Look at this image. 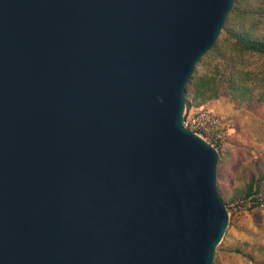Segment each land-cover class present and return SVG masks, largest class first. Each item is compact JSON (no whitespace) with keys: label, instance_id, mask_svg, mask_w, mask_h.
I'll list each match as a JSON object with an SVG mask.
<instances>
[{"label":"water","instance_id":"obj_1","mask_svg":"<svg viewBox=\"0 0 264 264\" xmlns=\"http://www.w3.org/2000/svg\"><path fill=\"white\" fill-rule=\"evenodd\" d=\"M234 0H0V264H214L229 214L185 90Z\"/></svg>","mask_w":264,"mask_h":264},{"label":"rangeland","instance_id":"obj_2","mask_svg":"<svg viewBox=\"0 0 264 264\" xmlns=\"http://www.w3.org/2000/svg\"><path fill=\"white\" fill-rule=\"evenodd\" d=\"M262 33L255 31L256 35ZM199 108L209 111L220 123L219 138L209 141L219 153L217 188L220 185L221 198L227 202L229 223L216 248L215 264H264V207L252 208L250 199L229 201L238 193L242 196L247 184L264 173V105L257 101L237 104L222 95L200 107H186V111ZM261 195L264 197V181ZM235 249L253 260L235 254Z\"/></svg>","mask_w":264,"mask_h":264},{"label":"trees","instance_id":"obj_3","mask_svg":"<svg viewBox=\"0 0 264 264\" xmlns=\"http://www.w3.org/2000/svg\"><path fill=\"white\" fill-rule=\"evenodd\" d=\"M255 31H264V0H234L217 44L199 62L186 86L187 108L200 107L222 95L237 104L257 101L264 105V33L256 35ZM263 181L264 173L247 184L242 196L238 193L229 201L250 199L252 208L264 207ZM233 252L253 260L240 249Z\"/></svg>","mask_w":264,"mask_h":264},{"label":"built area","instance_id":"obj_4","mask_svg":"<svg viewBox=\"0 0 264 264\" xmlns=\"http://www.w3.org/2000/svg\"><path fill=\"white\" fill-rule=\"evenodd\" d=\"M183 126L190 132L195 133L210 145L209 140L219 138V121L204 108H199L195 112H184Z\"/></svg>","mask_w":264,"mask_h":264}]
</instances>
